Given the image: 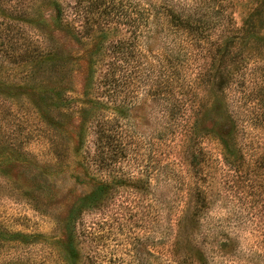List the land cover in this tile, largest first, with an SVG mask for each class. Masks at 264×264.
Segmentation results:
<instances>
[{"label": "rangeland", "instance_id": "1", "mask_svg": "<svg viewBox=\"0 0 264 264\" xmlns=\"http://www.w3.org/2000/svg\"><path fill=\"white\" fill-rule=\"evenodd\" d=\"M100 1L0 0V264H264V0Z\"/></svg>", "mask_w": 264, "mask_h": 264}, {"label": "trees", "instance_id": "2", "mask_svg": "<svg viewBox=\"0 0 264 264\" xmlns=\"http://www.w3.org/2000/svg\"><path fill=\"white\" fill-rule=\"evenodd\" d=\"M95 5H100V0H94ZM260 11V6H256V9L253 11V13L250 14V16L247 18V21H255L257 19L258 14ZM57 17H61L64 15V9L61 8L59 4L56 5L55 9ZM160 16L164 17L166 19L164 24H161L162 28L167 31H171L172 33H179L183 37V40H188L190 43L196 42L203 32L210 27L211 23L209 18H187L182 17L180 15H176L173 13H170L166 10H164L162 13L158 14L155 17V20L158 22L160 19ZM145 22L144 14L140 11H136V17L133 20L134 28L139 29ZM133 67L129 66L128 64L126 67L122 68L119 66L116 62L108 63L105 65V67L100 71L98 78L92 83L91 90L94 92H98L105 95L106 97L110 98V101L115 104L116 98L119 92V84H120V74L121 71H125L124 75L122 76L124 78V81L126 84H129V72H131ZM128 73V74H126ZM172 80V79H171ZM173 81V80H172ZM171 84V83H170ZM101 191L100 188L93 194L97 195ZM95 195V196H96ZM94 196V197H95ZM93 197V198H94ZM78 251L76 247L73 245V243H70L69 245V258L72 263L75 262L77 259ZM90 263L94 264L93 260L90 259Z\"/></svg>", "mask_w": 264, "mask_h": 264}]
</instances>
